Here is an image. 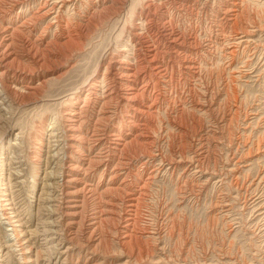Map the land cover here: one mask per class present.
<instances>
[{
	"label": "rangeland",
	"instance_id": "374dc122",
	"mask_svg": "<svg viewBox=\"0 0 264 264\" xmlns=\"http://www.w3.org/2000/svg\"><path fill=\"white\" fill-rule=\"evenodd\" d=\"M1 1L0 218L3 212L7 220L0 219L5 223L0 224V264H264V0H62L65 6L55 4L61 0ZM145 14L147 22L141 18ZM173 40L180 45L172 46ZM106 72L110 79L102 77ZM31 73V82L18 76ZM94 77L99 85L85 103ZM70 99L86 111H76L77 140L68 145V124L61 116ZM11 226L16 240L5 231Z\"/></svg>",
	"mask_w": 264,
	"mask_h": 264
},
{
	"label": "bare ground",
	"instance_id": "6f19581e",
	"mask_svg": "<svg viewBox=\"0 0 264 264\" xmlns=\"http://www.w3.org/2000/svg\"><path fill=\"white\" fill-rule=\"evenodd\" d=\"M2 1H3V0H2ZM2 1H1V2H2ZM16 1H17V0H16ZM16 1H13V2H16ZM48 1H49V0H48ZM55 1H57V0H55ZM111 1H113V0H111ZM121 1H122V0H121ZM164 1H165V0H164ZM171 1H173V0H171ZM181 1H182V0H181ZM196 1H197V0H196ZM206 1H207V0H206ZM219 1H220V0H219ZM239 1H242V0H239ZM239 1H238V2H239ZM27 2H28V1H27ZM44 2H45V1H44ZM44 2H43V3H44ZM50 2H52V1L50 0ZM99 2H100V1H99ZM102 2H104V0H103ZM115 2H116V1H115ZM115 2H114V3H115ZM118 2H119V1H118ZM124 2H126V1H124ZM146 2H147V1H146ZM159 2H160V1H159ZM166 2H168V1H166ZM173 2H174V1H173ZM228 2H229V1H228ZM29 3H30V2H29ZM39 3H40V2H39ZM53 3H54V2H53ZM68 3H69V2H68ZM68 3H67V4H68ZM73 3H74V2H73ZM104 3H105V2H104ZM110 3H111V2H110ZM121 3H122V2H121ZM148 3H149V2H148ZM150 3H151V2H150ZM155 3H156V2H155ZM155 3H154V4H155ZM169 3H171V2H169ZM236 3H237V2H236ZM240 3H241V2H240ZM12 4H13V3H12ZM20 4H21V3H20ZM55 4H56V5H57V4H60L59 6H63V5L65 4V2L61 0V1H58L57 3H55ZM69 4H70V3H69ZM95 4H96V3H95ZM119 4H120V2H119ZM124 4H125V3H124ZM160 4H161V3H160ZM162 4L164 5L163 2H162ZM2 5H3V4H2ZM2 5H1V6H2ZM51 5H52V4H51ZM114 5H115V4H114ZM147 5H148V4H147ZM156 5H157V4H156ZM180 5H183V3L180 4ZM180 5H179V6H180ZM217 5H218V4H217ZM244 5H245V4H244ZM38 6H39V5H38ZM42 6H44V4H43ZM64 6H65V5H64ZM67 6H68V5H67ZM73 6H74V5H73ZM97 6H98V5H97ZM116 6H118L117 3H116ZM121 6H122V5H121ZM154 6H155V5H154ZM167 6H168V5H167ZM203 6H204V5H203ZM2 7H3V6H2ZM40 7H41V6H40ZM45 7H47V6L45 5ZM57 7H58V6H57ZM90 7H91V6H90ZM102 7H103V6H102ZM122 7H123V6H122ZM143 7H144V6H143ZM148 7H149V5H148ZM148 7H147V8H148ZM157 7H158V6H157ZM164 7H165V6H164ZM181 7H182V6H181ZM216 7H218V6H216ZM231 7H232V6H231ZM243 7H244V6H243ZM245 7H246V6H245ZM117 8H118V7H117ZM117 8H116V9H117ZM119 8H120V7H119ZM149 8H150V7H149ZM151 8H152V6H151ZM154 8H155V7H154ZM184 8H185V7H184ZM187 8H188V7H187ZM190 8H191V7H190ZM0 9H1V8H0ZM4 9H5V8H4ZM48 9H50V8L48 7ZM48 9L46 8V10H48ZM51 9H52V8H51ZM55 9H58V8H55ZM103 9H104V8H103ZM144 9H145V8H144ZM155 9H156V8H155ZM155 9H154V10H155ZM195 9H196V8H195ZM226 9H227V8H226ZM228 9H229V8H228ZM230 9H231V8H230ZM239 9H240V8H239ZM244 9H246V8H244ZM38 10H40V8H39ZM52 10H54V8H53ZM52 10H51V11H52ZM58 10H59V9H58ZM92 10H93V9H92ZM95 10H96V9H95ZM95 10H94V12H95ZM157 10H158V9H157ZM157 10H156V11H157ZM159 10H160V9H159ZM185 10H186V9H185ZM193 10H194V9H193ZM214 10H215V9H214ZM237 10H238V9H237ZM241 10H242V9H241ZM3 11H4V10H3ZM35 11H36V10H35ZM49 11H50V10H49ZM54 11H55V10H54ZM60 11H61V8H60ZM96 11H97V10H96ZM178 11H179V10H178ZM188 11H189V10H188ZM216 11H217V10H216ZM223 11H224V10H223ZM223 11H221V12L223 13ZM242 11H243V10H242ZM41 12L44 13V14L47 13L45 10H44V11L41 10ZM41 12H40V13H41ZM102 12H103V11H102ZM104 12H106V11H104ZM180 12H181V11H180ZM183 12H185V11H183ZM226 12H227V11H226ZM228 12H229V11H228ZM239 12H240V11H239ZM239 12H238V13H239ZM247 12H248V11H247ZM247 12H246V13H247ZM98 13H99V11H98ZM107 13H108V12H107ZM149 13H150V12H149ZM149 13H148V14H149ZM154 13H155V12H154ZM238 13H236V14H238ZM244 13H245V11H244ZM244 13H242V15H243ZM249 13H250V12H249ZM249 13H248V14H249ZM262 13H263V12H262ZM0 14H1V13H0ZM47 14H48V13H47ZM55 14H56V13H55ZM60 14H61V13H60ZM91 14H92V13H91ZM164 14H165V13H164ZM214 14H215V13H214ZM224 14H225V13H224ZM228 14H229V13H228ZM236 14H235V15H236ZM24 15H25V14H24ZM32 15H33V14H32ZM32 15H31V18H32ZM172 15H173V14H172ZM242 15H241V16H242ZM244 15H246V14H244ZM18 16H19V15H18ZM29 16H30V15H29ZM29 16H28V17H29ZM37 16H38V15H35L36 19L39 18V17H37ZM59 16H60V15H59ZM90 16H91V15H90ZM157 16H158V15H157ZM215 16H217V15H215ZM222 16H223V15H222ZM222 16H221V17H222ZM237 16H238V15H236V17H237ZM41 17H42V16H41ZM52 17H53V16H52ZM52 17H50V20H51ZM54 17H55V16H54ZM57 17H58V16H57ZM99 17H100V16H99ZM162 17H163V16H162ZM162 17H161V18H162ZM243 17H244V16H243ZM243 17H241V18H243ZM246 17H247V16H246ZM246 17H245V18H246ZM251 17H252V16H251ZM16 18H17V17H16ZM31 18H29V20H32ZM46 18H47V17H46ZM86 18H87V17H86ZM91 18H92V17H91ZM138 18H139V17H138ZM141 18H143V20H144V21L146 20L145 22H147V21H149L150 16L147 15V14H145V15L141 16ZM226 18H227V17H226ZM231 18H232V17H231ZM237 18H238V17H237ZM239 18H240V17H239ZM241 18H240V19H241ZM248 18H250V16H249ZM248 18H247V19H248ZM259 18H260V17H259ZM39 19H40V18H39ZM58 19H59V18H58ZM60 19H61V18H60ZM60 19H59V20H60ZM87 19H88V18H87ZM169 19H170V18H169ZM240 19H238V20L240 21ZM50 20H49V21H50ZM55 20H56V19H55ZM84 20H85V19H84ZM152 20H153V18H152ZM167 20H168V19H167ZM172 20H174V19L172 18ZM172 20H171V22H172ZM223 20H224V19H223ZM225 20L228 22L227 19H225ZM232 20H233V19H232ZM235 20H236V19H235ZM235 20H234V21H235ZM259 20H260V19H259ZM24 21H25V20H24ZM47 21H48V20H47ZM53 21H54V20H53ZM53 21H52V22H53ZM91 21H92V20H91ZM158 21H159V20H158ZM161 21H162V20H161ZM230 21H231V20H230ZM234 21H232V22H234ZM239 21H238V22H239ZM244 21H245V19H244ZM250 21H251V20H250ZM252 21H253V20H252ZM25 22H28V20H26ZM30 22H31V21H30ZM52 22H51V23H52ZM59 22H60V21H59ZM66 22H67V21H66ZM165 22H168V21H165ZM165 22H164V23H165ZM221 22H222V21H221ZM223 22H224V21H223ZM236 22H237V21H236ZM254 22L256 23L257 21L254 20ZM254 22H252V24H253ZM47 23L49 24V22H47ZM86 23H87V22H86ZM143 23H144V22H143ZM150 23H151V21H150ZM153 23H154V22H153ZM169 23H170V20H169ZM213 23H214V22H213ZM217 23H218V22H217ZM225 23H226V22H225ZM234 23H235V22H234ZM234 23H233V24H234ZM240 23H241V22H240ZM247 23H248V22H246V24H247ZM249 23H251V22H249ZM258 23H259V21H258ZM53 24H54V23H53ZM60 24H61V23H60ZM62 24H63V23H62ZM64 24H65V23H64ZM174 24H175V22H174ZM219 24H220V23H219ZM237 24H238V23H237ZM260 24H261V23H260ZM260 24H259V25H260ZM25 25H26V24H25ZM67 25H68V24H67ZM67 25H66V26H67ZM77 25H78V24H77ZM85 25L87 26V24H85ZM90 25H91V24H90ZM143 25H145V24H143ZM149 25H150V24H149ZM156 25H157V24H156ZM162 25H163V24H162ZM164 25H165V24H164ZM164 25H163V26H164ZM171 25H172V24H171ZM175 25H176V24H175ZM175 25H174V26H175ZM224 25H225V24H224ZM229 25H230V24H229ZM235 25H236V24H235ZM238 25H239V24H238ZM240 25H241V24H240ZM262 25H263V24H262ZM262 25H260V26H261V27H264V26H262ZM58 26H59V23H58ZM61 26H62V25H61ZM61 26H60V27H61ZM66 26H64V27H66ZM82 26H83V25H82ZM138 26H140V25H138ZM147 26H148V25H147ZM163 26H162V27H163ZM230 26H231V25H230ZM244 26H245V24H244ZM251 26H252V25H251ZM253 26H254V24H253ZM260 26H259V27H260ZM9 27H11V26H9ZM16 27H18V25H17ZM16 27H15V28H16ZM45 27H46V26H45ZM47 27H48V25H47ZM50 27H51V26H50ZM84 27H85V26H84ZM148 27H149V26H148ZM175 27H176V26H175ZM221 27H222V26H221ZM232 27H233V26H232ZM238 27H240V26H238ZM247 27H248V26H247ZM259 27H258V28H259ZM2 28H3V26H2ZM62 28H63V27H62ZM67 28H68V27H67ZM67 28H66V29H67ZM86 28H87V27H86ZM157 28H158V27H157ZM165 28H166V27H165ZM169 28H170V27H169ZM169 28H168V29H169ZM226 28H227V27H226ZM236 28H237V27H236ZM240 28L242 29V27H240ZM244 28H245V27H244ZM244 28H243V29H244ZM33 29H34V28H33ZM46 29H47V28H46ZM136 29H137V28H136ZM143 29H144V28H143ZM143 29H141V30H143ZM162 29H163V28H162ZM233 29H234V28H233ZM238 29H239V28H237V29L235 30L236 33H237V31H239ZM248 29H249V28H248ZM248 29H247V30H248ZM261 29H263V28H261ZM2 30H5V29H2ZM6 30H7V29H6ZM12 30H13V29H12ZM19 30H20V29H19ZM19 30H18V31H19ZM153 30H154V29H153ZM156 30H157V29H156ZM172 30H173V29H172ZM175 30H176V29H175ZM182 30H183V29H182ZM228 30H230V29H228ZM245 30H246V29H245ZM254 30H255V29H254ZM14 31H16V30H14ZM14 31H12V32H14ZM22 31H23V30H22ZM57 31H58V30H57ZM59 31H60V30H59ZM71 31H72V30H71ZM133 31H134V30H133ZM135 31H136V30H135ZM146 31H147V30H146ZM151 31H152V30H151ZM166 31H167V30H166ZM179 31H180V29H179ZM183 31H184V30H183ZM183 31H182V32H183ZM222 31H223V30H222ZM233 31H234V30H233ZM235 31H234V32H235ZM240 31H241V30H240ZM240 31H239V32H240ZM0 32H1V31H0ZM61 32H62V31H61ZM69 32H70V31H69ZM154 32H155V31H154ZM173 32H174V31H173ZM189 32H190V31H189ZM189 32H188V33H189ZM219 32H220V31H219ZM242 32H243V31H242ZM4 33H5V32H4ZM17 33H18V32H17ZM17 33L14 32V34H17ZM23 33H24V32H23ZM39 33H40V32H39ZM39 33H38V34H39ZM55 33H56V32H55ZM65 33H66V32H65ZM67 33H68V30H67ZM67 33H66V34H67ZM137 33H138V32H137ZM139 33H140V31H139ZM141 33H142V32H141ZM145 33H146V32H145ZM151 33H152V32H151ZM162 33H163V32H162ZM162 33H161V34H162ZM174 33H175V32H174ZM220 33H222V32H220ZM230 33H231V32H230ZM244 33H245V32H244ZM246 33H250V32L248 31V32H246ZM10 34H12V33H10ZM10 34H9V35H10ZM14 34H13V35H14ZM38 34H37V35H38ZM42 34H43V33H42ZM42 34H41V35H42ZM66 34H65V35H66ZM134 34H135V33H134ZM190 34H191V33H190ZM228 34H229V33H228ZM228 34H227V35H228ZM239 34H240V33H239ZM251 34H252V33H251ZM13 35H12V36H13ZM41 35H39V36H41ZM136 35H137V34H136ZM140 35H141V34H140ZM153 35H154V34H153ZM158 35H159V34H158ZM163 35H164V34H163ZM165 35H166V34H165ZM165 35H164V36H165ZM179 35H180V34H179ZM184 35L186 36L185 33H184ZM223 35H224V34H223ZM232 35H233V33H232ZM235 35H236V34H235ZM242 35H243V34H242ZM12 36H11V37H12ZM14 36H15V35H14ZM39 36H38V37H39ZM72 36H73V35H72ZM72 36H70V37L72 38ZM147 36H149V35H147ZM188 36H189V34H188ZM229 36H230V34H229ZM18 37H19V36H18ZM38 37H37V38H38ZM65 37H66V36H65ZM68 37H69V36H68ZM68 37H67V38H68ZM177 37H178V36H177ZM182 37H183V36H182ZM192 37H193V36H192ZM221 37H223V36H221ZM226 37H227V36H226ZM235 37H237V36H235ZM248 37H249V36H248ZM3 38H4V37H3ZM12 38H13V37H12ZM164 38H165V37H164ZM172 38H173V37H172ZM186 38H187V37H186ZM189 38H190V37H189ZM193 38H194V40H195V37H193ZM224 38H225V37H224ZM230 38H231V37H230ZM230 38H229V39H230ZM233 38H234V36H233ZM1 39H2V37H1ZM10 39H11V38H10ZM30 39H31V38H30ZM35 39H36V38H35ZM72 39L74 40V38H72ZM139 39H140V37H139ZM158 39H159V38H158ZM183 39H185V38L183 37ZM191 39H192V38H191ZM227 39H228V37H227ZM238 39H240V38H238ZM249 39H251V38H249ZM19 40H20V39H19ZM26 40H27V39H26ZM140 40H141V39H140ZM142 40H143V39H142ZM145 40H146V39H145ZM150 40H151V39H150ZM167 40H168V39H167ZM186 40H187V39H186ZM222 40H224V39H222ZM246 40H247V39H246ZM29 41H30V40H28V42H29ZM32 41H33V40H32ZM32 41H31V42H32ZM53 41H54V40H53ZM143 41H144V40H143ZM160 41H161V40H160ZM168 41H169V40H168ZM173 41H174V40H173ZM192 41H193V40H192ZM228 41H229V40H228ZM237 41H238V40H237ZM240 41H241V40H240ZM248 41H249V40H248ZM1 42H2V41H1ZM26 42H27V41H26ZM33 42H34V41H33ZM42 42H43V41H42ZM45 42H46V41H45ZM47 42H48V41H47ZM71 42H72V41H71ZM135 42H136V41H135ZM151 42H152V40H151ZM151 42H150L149 44H151ZM180 42H181L180 40H179V42H178V41H176V42L174 41V43H176V44L173 43L172 46H176V47H177V46L180 45ZM185 42H186V41H185ZM189 42H190V41H189ZM224 42H225V41H224ZM224 42H223V43H224ZM229 42H230V41H229ZM233 42H234V41H233ZM245 42H246V41H245ZM245 42H244V43H245ZM48 43H49V42H48ZM165 43H166V42H165ZM255 43H256V42H255ZM4 44H5V43H4ZM40 44H41V43H40ZM53 44H54V43H53ZM131 44H132V43H131ZM144 44H145V43H144ZM146 44H147V43H146ZM194 44H195V43H194ZM224 44H225V43H224ZM227 44H228V43H227ZM34 45H36V44H34ZM34 45H33V46H34ZM44 45H45V44H44ZM44 45H43V46H44ZM163 45H164V44H163ZM182 45H183V44H182ZM192 45H193V44H192ZM222 45H223V44H222ZM225 45H226V44H225ZM22 46H23V45H22ZM31 46H32V45H31ZM33 46H32V47H33ZM48 46H49V45H48ZM48 46H47V47H48ZM133 46H134V45H133ZM141 46H142V45H141ZM157 46H158V45H157ZM172 46H171V48H172ZM188 46H189V45H188ZM193 46H194V45H193ZM244 46H246V45H244ZM249 46H250V45H249ZM23 47H24V46H23ZM23 47H22V48H23ZM36 47H37V46H36ZM38 47H39V45H38ZM47 47L45 46L44 48H47ZM51 47H52V46H51ZM139 47H140V46H139ZM149 47H150V46H149ZM169 47H170V45H169ZM191 47H192V46H191ZM227 47H228V46H227ZM7 48H8V47H7ZM39 48H40V47H39ZM133 48H135V47H133ZM145 48H146V47H145ZM152 48H153V47H152ZM171 48H170V49H171ZM185 48H187V47H185ZM245 48H246V47H245ZM4 49H5V47H4ZM28 49H29V48H28ZM34 49H35V48H34ZM36 49H37V48H36ZM49 49H51V48H48L47 50H49ZM141 49H142V47H141ZM143 49H144V47H143ZM147 49H151V48H147ZM162 49H163V48H162ZM236 49H237V48H236ZM32 50H33V49H32ZM37 50H39V49H37ZM37 50H36V51H37ZM45 50H46V49H45ZM47 50H46V51H47ZM167 50H168V49H167ZM167 50H166V51H167ZM231 50H232V49H231ZM234 50H235V49H234ZM239 50H240V49H239ZM2 51H3V49H2ZM46 51H45V52H46ZM49 51H51V50H49ZM156 51H157V48H156ZM158 51H159V50H158ZM175 51L177 52L178 50H175ZM192 51H193V50H192ZM207 51H210V50H207ZM225 51H226V50H225ZM225 51H224V52H225ZM232 51H233V50H232ZM232 51H231V52H232ZM243 51H244V49H243ZM259 51H260V50H259ZM5 52H6V51H5ZM26 52H27V51H26ZM41 52H43L42 49H41ZM45 52H43V53H45ZM142 52H143V51H142ZM144 52H145V51H144ZM144 52H143V53H144ZM149 52H150V51H149ZM164 52H165V51H164ZM164 52H163V53H164ZM176 52H175V53H176ZM200 52H201V51H200ZM210 52H211V51H210ZM231 52L228 51V53H230V54H231ZM251 52H252V51H251ZM262 52H263V51H262ZM2 53H4V52H2ZM9 53H10V52H9ZM28 53H29V52H28ZM30 53H31V52H30ZM36 53H39V51L36 52ZM53 53H54V52H53ZM127 53H128V52H127ZM138 53H139V52H138ZM158 53H160V52H158ZM161 53H162V51H161ZM163 53H162V55H163ZM178 53H179V52H178ZM184 53H185V51H184ZM190 53H191V52H190ZM225 53H226V52H225ZM232 53H233V52H232ZM253 53H254V51H253ZM7 54H8V53H7ZM26 54H27V53H26ZM31 54H32V53H31ZM40 54H41V53H40ZM40 54H39V55H40ZM45 54H46V53H45ZM120 54H121V53H120ZM152 54H153V53H152ZM156 54H157V53H156ZM156 54H155V55H156ZM164 54H165V53H164ZM169 54H170V53H169ZM234 54H235V53H234ZM0 55H1V54H0ZM5 55H6V54H5ZM9 55H11V54H9ZM35 55H37V54H35ZM139 55H140V54H139ZM139 55H138V56H139ZM141 55L143 56V54H141ZM160 55H161V54H160ZM162 55H161V56H162ZM190 55H191V54H190ZM223 55H224V53H223ZM228 55H229V54H228ZM253 55H254V54H253ZM16 56H17V55H16ZM32 56H33V55H32ZM40 56H41V55H40ZM40 56H39V57H40ZM42 56L46 57L47 54H46V56H45L44 54H43ZM132 56H133V54H132ZM146 56H147V55H146ZM186 56H187V55H186ZM2 57H3V56H2ZM26 57H27V56H26ZM37 57H38V56H37ZM117 57H118V56H117ZM152 57H153V56H152ZM152 57H151V58H152ZM155 57H156V56H155ZM167 57H168V56H167ZM231 57H232V56H231ZM9 58H10V57H9ZM33 58H34V57H33ZM51 58H52V57H51ZM51 58H50V60H51ZM119 58H120V57H119ZM140 58H141V57H140ZM140 58H139V60H140ZM156 58H158V57H156ZM182 58H183V57H182ZM192 58H193V57H192ZM6 59H7V58H6ZM6 59H4V60H6ZM10 59H13V58H10ZM35 59H36V58H35ZM44 59H45V58H44ZM47 59H48V58H47ZM136 59H138V58H136ZM158 59H159V58H158ZM171 59H172V58H171ZM184 59H185V56H184ZM190 59H191V58H190ZM32 60H33V59H32ZM38 60H39V58H38ZM38 60H36V62H37ZM57 60H58V59H57ZM121 60H122V59H121ZM121 60H120V61H121ZM123 60H124V59H123ZM163 60H164V59H163ZM172 60H173V59H172ZM176 60H177V59H175V61H176ZM179 60H180V59H179ZM179 60H178V61H179ZM187 60H188V58H187ZM193 60H194V59H193ZM30 61H31V60H30ZM34 61H35V60H34ZM52 61H53V60H52ZM58 61H59V60H58ZM124 61H125V60H124ZM126 61H127V60H126ZM136 61H137V60H136ZM140 61H142V60H140ZM140 61H139V62H140ZM149 61H150V59H149ZM228 61H229V60H228ZM228 61H227V62H228ZM44 62H45V61H44ZM46 62H47V61H46ZM55 62H57V61H56V57H55ZM134 62H135V61H134ZM147 62H148V61H147ZM167 62H168V61H167ZM230 62H231V61H230ZM34 63H35V62H34ZM50 63H51V62H50ZM58 63H60V62H58ZM107 63H108V62H107ZM127 63H128V62H127ZM177 63H178V62H177ZM228 63H229V62H228ZM3 64H4V63H3ZM3 64H2V65H3ZM5 64H6V62H5ZM8 64H9V63H8ZM12 64H13V63H12ZM36 64H38V62H37ZM47 64L49 65V63H47ZM51 64H52V63H51ZM53 64H54V63H53ZM109 64H111V61H110ZM130 64H131V63H130ZM133 64H134V63H133ZM192 64H193V63H192ZM34 65H35V64H34ZM39 65H40V64H39ZM134 65H135V64H134ZM143 65H144V64H143ZM146 65H147V63H146ZM151 65H152V64H151ZM151 65H150V66H151ZM186 65H187V64H186ZM5 66H6V65H5ZM37 66H38V65H37ZM107 66H108V65H107ZM112 66H113V65H112ZM112 66H111V68H112ZM117 66H118V65H117ZM119 66H120V65H119ZM141 66H142V65H141ZM192 66L195 67L194 65H192ZM33 67H35V66H33ZM135 67H136V66H135ZM138 67H140V65H139ZM144 67H145V66H144ZM144 67H143V68H144ZM153 67H154V66H153ZM153 67H152V68H153ZM156 67H157V66H156ZM166 67H167V66H166ZM189 67H190V65H189ZM189 67H187V68H189ZM8 68H9V67H8ZM35 68H36V67H35ZM41 68H43V67H41ZM127 68H128V67H127ZM163 68H165V67H163ZM163 68H162V69H163ZM179 68H180V67H179ZM195 68H196V67H195ZM31 69H32V68H31ZM120 69H121V68H120ZM122 69H123V68H122ZM132 69H133V68H132ZM136 69L139 70L138 68H136ZM148 69H149V68H148ZM174 69H175V68H174ZM177 69H178V68H177ZM177 69H176V70H177ZM193 69H194V68H193ZM197 69H198V68H197ZM21 70H22V69H21ZM29 70H30V69H29ZM108 70H109V69H108ZM115 70H116V69H115ZM128 70H129V69H128ZM137 70H136V71H137ZM165 70H166V69H165ZM165 70H164V71H165ZM172 70H173V69H172ZM178 70H179V69H178ZM2 71H3V70H2ZM26 71H27V70H26ZM32 71H33V70H32ZM117 71H118V69H117ZM136 71H134V72H136ZM146 71H147V70H146ZM173 71H174V70H173ZM181 71H182V70H181ZM195 71H196V70H195ZM27 72H28V71H27ZM115 72H116V71H115ZM118 72H119V71H118ZM118 72H117V73H118ZM120 72H121V71H120ZM120 72H119V73H120ZM130 72H131V71H130ZM134 72H133V73H134ZM139 72H140V71H139ZM150 72H151V71H150ZM155 72H156V71H154V73H155ZM119 73H118V74H119ZM127 73H128V72H127ZM148 73H149V72H148ZM180 73H181V72H180ZM189 73H190V72H189ZM193 73H194V72H193ZM193 73H192V74H193ZM198 73H199V72H198ZM198 73H197V74H198ZM1 74H3V73H0V77H2ZM110 74H111V73H110ZM114 74H116V73H114ZM124 74H126V73H124ZM124 74H123V75H124ZM129 74H130V73H129ZM199 74H200V73H199ZM34 75H35V74L31 73V75H29V76H26L25 74H24L23 76H20V75H18V76H19V78L22 77V80H25L26 82H31V81L33 80V78H34ZM126 75H127V74H126ZM134 75H136V73H134ZM134 75H133V76H134ZM149 75H150V74H149ZM171 75H172V73H171ZM187 75H188V74H187ZM190 75H191V74H190ZM105 76L108 77V79H110V77H109L110 75H108L107 72L102 74V77H105ZM119 76H120V75H119ZM119 76H118V77H119ZM121 76H122V75H121ZM128 76H129V75H128ZM158 76H159V75H157V77H158ZM167 76H168V75H167ZM199 76H200V75H199ZM157 77H156V79H157ZM123 78H124V77H123ZM131 78H132V77H131ZM134 78H135V77H134ZM165 78H166V77H165ZM170 78H171V77H170ZM159 79H160V78H159ZM161 79H162V78H161ZM167 79H168V78H167ZM106 80H107V79H106ZM113 80H114V78H113ZM131 80H132V79H131ZM137 80H138V79H137ZM151 80H152V79H151ZM165 80H166V79H165ZM165 80H164V81H165ZM169 80H170V79H169ZM20 81H21V80H20ZM111 81H112V80H111ZM117 81H118V80H117ZM132 81H133V80H132ZM143 81H144V80H143ZM147 81H148V79H147ZM153 81H154V79H153ZM156 81H157V80H156ZM156 81H155V82H156ZM162 81H163V80H162ZM98 82H99L98 77H94V79H90V81L88 82V87L86 88L87 96H86L85 98L82 99L83 102L86 103V101H87L88 99L90 100L91 95L95 93L96 88H97V86L99 85ZM108 82H109V81H108ZM112 82H113V81H112ZM114 82H115V81H114ZM118 82H119V81H118ZM123 82H124V81H123ZM134 82H135V81H134ZM1 83H2L3 85H5V82L0 78V84H1ZM106 83H107V82H106ZM106 83H105V84H106ZM116 83H117V82H116ZM125 83H126V81H125ZM125 83H124V84H125ZM127 83H128V81H127ZM152 83H154V82H152ZM157 83H158V81H157ZM114 84H115V83H114ZM132 84H133V83H132ZM140 84H142V83H140ZM143 84H144V83H143ZM110 85H111V84H110ZM120 85H121V84H120ZM126 85H127V84H126ZM27 86H28V85H27ZM34 86H35V85H34ZM105 86H106V85H105ZM107 86H108V85H107ZM115 86H116V85H115ZM146 86H147V85H146ZM153 86H154V85H153ZM21 87H22V86H21ZM119 87H120V86H119ZM119 87H117V89H118ZM127 87H128V89H129V85H128ZM131 87H132V86H130V88H131ZM139 87H140V86H139ZM139 87H138V88H139ZM3 88H5V87H3ZM8 88H9V87H8ZM31 88H32V87H31ZM107 88H108V87H107ZM120 88H122V87H120ZM143 88H144V87H143ZM156 88H157V87H156ZM22 89H23V88H22ZM34 89H35V88H34ZM112 89H113V88H111L110 90H112ZM114 89H115V88H114ZM152 89H153V88H152ZM2 90H4V89H2ZM26 90H27V89H26ZM122 90H123V89H122ZM133 90H134V89H133ZM142 90L144 91V89H142ZM142 90H141V91H142ZM155 90H156V89H155ZM10 91H11V90H10ZM32 91H33V90H32ZM35 91H36V90H35ZM106 91H107V90H106ZM130 91H131V90H130ZM127 92H128V91H127ZM137 92H138V91H137ZM4 93H6L5 90H4ZM9 93H11V92H9ZM9 93H8V94H9ZM12 93H13V92H12ZM106 93H107V92H106ZM129 93H130V92H129ZM135 93H136V92H135ZM147 93H148V92H146V94H147ZM152 93H153V92H152ZM79 94H80V93H79ZM118 94H120V93L118 92ZM140 94H142V93H140ZM6 95H7V93H6ZM105 95H106V94H105ZM112 95H113V94H112ZM150 95H151V94H150ZM92 96H93V95H92ZM96 96H97V94H96ZM116 96H117V95H116ZM125 96H126V95H125ZM125 96H122V97H125ZM127 96H128V95H127ZM131 96H132V95H131ZM142 96H143V95H141V97H142ZM146 96H147V95H146ZM77 97H78V96H77ZM113 97H114V96H113ZM128 97H130V96H128ZM147 97H148V96H147ZM69 98H70V97H68L67 100H69ZM73 98H74V96H73ZM111 98H112V97H111ZM115 98H116V97H115ZM137 98H138V97H137ZM142 98H143V97H142ZM106 99H107V98H106ZM117 99H118V98H117ZM139 99H140V97H139ZM152 99H153V97H152ZM107 100H108V99H107ZM109 100H110V98H109ZM118 100H119V99H118ZM118 100H117V101H118ZM127 100H128V99H127ZM141 100H142V99H141ZM213 100H214V99H213ZM71 101H72V99H70V101H67V102H66V107L63 109V110H64V111H63V114H62L63 116H61V117H64L63 119L67 120V124H68V125H67V126H68L67 129L64 128V131H65V133H66L65 135L68 136V137H67V138H68V141H70V142L66 143V144H68V145H69V143L74 142V141H75V138H76L74 134H75V132L77 131V130H76V128H77V126H76V125H77V121H76L75 119H73L74 116L77 115V114H76V111H77V110H80V111H81V110H83V109H84V111H86L84 105H83L82 107H76L77 99H76L75 102H73L74 104H73ZM105 101H106V100H105ZM105 101H103V102H105ZM135 101H136V100H135ZM149 101H150V100H149ZM153 101H154V100H152V102H153ZM156 101H157V100H156ZM210 101H211V100H210ZM120 102H121V101H120ZM123 102H124V101H123ZM140 102H141V101H140ZM208 102H209V101H208ZM211 102H212V101H211ZM87 103H88V102H87ZM105 103H106V102H105ZM153 103H154V102H153ZM198 103H199V102H198ZM200 103H202V102H200ZM108 104H109V103H108ZM113 104H114V102H113ZM121 104H122V103H121ZM121 104H120V105H121ZM129 104H130V103H129ZM150 104H151V102H150ZM202 104H204V103H202ZM205 104H206V103H205ZM86 105H87V104H86ZM102 105H103V104H102ZM102 105H101V108L104 106V105H103V106H102ZM105 105H106V104H105ZM109 105H111V103H110ZM109 105H108V106H109ZM114 105H115V104H114ZM117 105H118V104H117ZM130 105H131V104H130ZM144 105H146V104H144ZM148 105H149V104H148ZM151 105H153V104H151ZM199 105H200V104H199ZM210 105H211V103H210ZM80 106H81V105H80ZM108 106H107V107H108ZM114 107H116V106H114ZM149 107H150V106H149ZM151 107H152V106H151ZM101 108H100V110H101ZM108 108H110V106H109ZM108 108H107V109H108ZM134 108H135V107H134ZM144 109H145V108H144ZM146 109H147V108H146ZM151 109H152V108H151ZM207 109H208V108H207ZM110 110H111V109H108V111H110ZM120 110H121V109H120ZM122 110H123V109H122ZM122 110H121V111H122ZM141 110H142V109H141ZM147 110H148V109H147ZM208 110H209V109H208ZM208 110H207V111H208ZM212 110H213V109H211V111H212ZM101 111H103V109H102ZM101 111H100V112H101ZM116 111H117V110H116ZM145 111H146V110H145ZM145 111H143V112H145ZM78 112H79V111H78ZM104 112H105V111H104ZM209 112H210V111H209ZM213 112H214V111H213ZM83 113H84V112H83ZM85 113H86V112H85ZM111 113H113V112H111ZM139 113H140V112H139ZM141 113H142V112H141ZM148 113H149V112H148ZM102 114H103V113H102ZM109 114H110V112H109ZM132 114H133V113H132ZM145 114H146V113H145ZM81 115H82V114H81ZM99 115H100V114H99ZM141 115H142V114H141ZM220 115H221V114H220ZM223 115H224V114H223ZM223 115H222V116H223ZM228 115H229V114H228ZM78 116H79V114H78ZM128 116H130V115H128ZM139 116H140V115H139ZM231 116H232V115H231ZM231 116H230V117H231ZM79 117H81V116H79ZM99 117H101V115H100ZM102 117H104V116L102 115ZM146 117H147V115H146ZM217 117H218V116H217ZM217 117H216V118H217ZM226 117H227V116H226ZM54 118H55V117H54ZM77 118H78V117H77ZM97 118H98V117H97ZM106 118H107V117H106ZM106 118H105V119H106ZM109 118H110V117H108V119H109ZM142 118H143V117H142ZM216 118H215V119H216ZM222 118H223V117H222ZM228 118H229V117H228ZM58 119H60V118H58ZM80 119H81V118H80ZM138 119H139V118H138ZM60 120H61V119H60ZM78 120H79V119H78ZM82 120H83V119H82ZM61 121H62V120H61ZM139 121H140V120H139ZM147 121H148V120H147ZM185 121H186V119H185ZM218 121H219V120H217V122H218ZM58 122H59V121H58ZM64 122H65V121H64ZM64 122H63V123H64ZM78 122H79V121H78ZM80 122H81V121H80ZM84 122H85V121L83 120V123H84ZM133 122H134V121H133ZM221 122H222V121H221ZM122 123H123V122H122ZM129 123H130V122H129ZM135 123H136V122H135ZM144 123H145V122H144ZM146 123H147V122H146ZM146 123H145V124H146ZM185 123H186V122H185ZM224 123H225V122H224ZM60 124H62V123H59V125H60ZM78 124H79V123H78ZM81 124H82V123H81ZM123 124H126V123H123ZM142 124H143V123H142ZM219 124H220V123H219ZM221 124H222V123H221ZM56 125H58V124H56ZM59 125H58V126H59ZM63 125H64V124H63ZM82 125H83V124H82ZM126 125H127V124H126ZM139 125H140V124H139ZM139 125H136V126H139ZM151 125H152V124H151ZM191 125H192V124H191ZM61 126H62V125H61ZM136 126H135V127H136ZM143 126H144V125H143ZM149 126H150V125H149ZM149 126H148V128H147V127H146V128L149 129V128H150ZM53 127H54V126H53ZM62 127H63V126H62ZM79 127H81V126H79ZM140 127H141V126H140ZM56 128H57V127H56ZM141 128H142V127H141ZM60 129H61V128H60ZM62 129H63V128H62ZM78 129H79V128H78ZM114 129H115V128H114ZM126 129H127V127H126ZM144 129H145V128H144ZM54 130H55V128H53V130H51V131L53 132ZM56 130H57V129H56ZM124 130H125V129H124ZM124 130H123V131H124ZM127 130H128V129H127ZM150 130H151V129H150ZM116 131H117V130H116ZM141 131H142V130H141ZM146 131H148V130H146ZM153 131H154V130H153ZM52 132H50V134H51ZM61 132H62V130H61ZM86 132H87V130H86ZM149 132H151V131H149ZM154 132H155V131H154ZM53 133H55V132H53ZM62 133H63V132H62ZM80 133H81V132H80ZM139 133H141V132H138V133H136V134H139ZM142 133H143V132H142ZM145 133H146V132H145ZM151 133H152V132H151ZM17 134H18V133H16V135H17ZM50 134H49V135H50ZM63 134H64V133H63ZM63 134H62V135H63ZM88 134H89V133H88ZM92 134H94V133H92ZM113 134H114V133H113ZM116 134H117V133H116ZM118 134H119V133H118ZM118 134H117V135H118ZM133 134H134V133H133ZM143 134H144V133H143ZM52 135H53V134H52ZM80 135H81V134H80ZM82 135H83V134H82ZM82 135H81V136H82ZM85 135H86V134H85ZM89 135H90V134H89ZM95 135H96V134H95ZM140 135H141V134H140ZM148 135H149V134H148ZM212 135H213V134H212ZM76 136H77V134H76ZM81 136H80V138H81ZM91 136H92V135H91ZM93 136H94V135H93ZM135 136H136V135H135ZM141 136H142V135H141ZM143 136H144V135H143ZM214 136H215V135H214ZM214 136H213V137H214ZM40 137H41V136H40ZM42 137H43V136H42ZM78 137H79V136H78ZM87 137L89 138V136H87ZM116 137L118 138V136H116ZM132 137H133V136H132ZM58 138H59V137H58ZM58 138H57V139H58ZM61 138H62V137H61ZM65 138H66V137H65ZM80 138H79V139H80ZM88 138H87V139H88ZM122 138H124V137H122ZM129 138H130V137H129ZM134 138L136 139V137H134ZM137 138H138V137H137ZM139 138H141V137L139 136ZM215 138H216V137H215ZM218 138H219V137H218ZM81 139H82V138H81ZM87 139H83V140H87ZM94 139H95V137H94ZM99 139H100V138H99ZM99 139H98V140H99ZM106 139H107V138H106ZM124 139H125V138H124ZM130 139H131V138H130ZM146 139H147V138H146ZM41 140H42V138H41ZM51 140H52V139H51ZM53 140H54V138H53ZM60 140H61V139H60ZM76 140H77V138H76ZM83 140H81V141L83 142ZM96 140H97V139H95V142H96ZM136 140H137V139H136ZM147 140H149V139H147ZM49 141H50V140H49ZM63 141H64V140H63ZM78 141H79V140H78ZM92 141H93V140H92ZM106 141H107V140H106ZM106 141H105V143H106ZM140 141H141V140H140ZM37 142H38V141H37ZM50 142H51V141H50ZM59 142H61V141H59ZM86 142H87V141H86ZM88 142H89V141H88ZM109 142H110V141H109ZM111 142H112V141H111ZM127 142H128V141H127ZM138 142H139V141H138ZM146 142H147V141H146ZM41 143H42V142H41ZM76 143H77V142H76ZM80 143H81V142H80ZM148 143L150 144L151 142H148ZM49 144H50V143H49ZM55 144H56V143H55ZM55 144H54V145L52 144V145L55 147ZM58 144H59V143H58ZM64 144H65V143H64ZM93 144H94V143H93ZM111 144H112V143H111ZM140 144H143V141H142V143H140ZM41 145H42V144H40V146H41ZM50 145H51V144H50ZM91 145H92V144H91ZM105 145H106V144H105ZM108 145H109V144H108ZM113 145H114V144H113ZM122 145H123V144H122ZM126 145H127V144H126ZM53 146H52V147H53ZM62 146H63V145H62ZM62 146H61V148H62ZM70 146H71V145H70ZM70 146H69V148H71ZM97 146H98V145H97ZM102 146H103V145H102ZM109 146H110V145H109ZM120 146H121V145H120ZM143 146H146V145H143ZM52 147H51V148H52ZM64 147H65V146H64ZM74 147H75V146H74ZM87 147H88V145H87ZM93 147H94V146H93ZM111 147H112V146H111ZM111 147H110V148H111ZM133 147H134V146H133ZM67 148H68V147H67ZM95 148H96V147H95ZM115 148H117V147H115ZM118 148H119V147H118ZM121 148H123V147H121ZM128 148H129V147H128ZM145 148H146V147H145ZM37 149H38V148H37ZM62 149H63V148H62ZM62 149H61V150H62ZM64 149H65L66 158H67V159L70 158V155H69L68 150H67L66 148H64ZM64 149H63V150H64ZM77 149H78V148H77ZM105 149L108 150V147L105 148ZM113 149H114V148H113ZM123 149H124V148H123ZM147 149H148V148H147ZM149 149H150V148H149ZM57 150H59V149H57ZM63 150H62V151H63ZM75 150H76V149H75ZM38 151H39V150H38ZM53 151H54V150H53ZM78 151H79V150H78ZM117 151H118V150H117ZM148 151H149V150H148ZM49 152H50V151H49ZM59 152H60V151H59ZM59 152H58V153H59ZM79 152H80V151H79ZM81 152H82V151H81ZM83 152H84V151H83ZM102 152H103V151H102ZM106 152H107V151H106ZM140 152H141V151H140ZM143 152H144V151H143ZM145 152H146V151H145ZM235 152H236V151H235ZM36 153H37V152H36ZM54 153H55V151L53 152V154H54ZM60 153H61V152H60ZM77 153H78V152H77ZM98 153H99V152H98ZM107 153H108V152H107ZM112 153H113V152H112ZM37 154H38V153H37ZM50 154H52V153H50ZM87 154H88V153H87ZM87 154H86V155H87ZM109 154H110V153H109ZM121 154H122V153H121ZM196 154H198V153H196ZM54 155H57V154L55 153ZM71 155H72V154H71ZM82 155H83V154H82ZM97 155H98V154H97ZM115 155H116V154H115ZM147 155H149V154H147ZM194 155H195V154H194ZM194 155H193V156H194ZM199 155H200V154H199ZM35 156H36V155H35ZM58 156H59V155H58ZM104 156H105V155H104ZM233 156H234V155H233ZM233 156H231V157H233ZM52 157H53V156H52ZM83 157H84V156H83ZM88 157H89V156H88ZM111 157H112V156H111ZM114 157H115V156H114ZM202 157H203V156H202ZM244 157H245V156H244ZM57 158H58V157H57ZM60 158H61V160H62V157H61V156H60ZM60 158H59V159H60ZM63 158H64V157H63ZM71 158H72V157H71ZM99 158H100V157H99ZM103 158H104V157H103ZM112 158H113V157H112ZM193 158H194V157H193ZM233 158H234V157H233ZM240 158H241V157H240ZM48 159H50V158H48ZM59 159H58V160H59ZM86 159H87V158H86ZM93 159H94V158H93ZM93 159H92V160H93ZM104 159H105V158H104ZM104 159H103V160H104ZM115 159H116V158H115ZM118 159H119V158H118ZM238 159H239V158H238ZM238 159H237V160H238ZM50 160H51V159H50ZM64 160H65V159H64ZM64 160H63V161H64ZM88 160H89V159H88ZM90 160H91V158H90ZM103 160H102V161H103ZM235 160H236V159H235ZM240 160H241V159H240ZM242 160H243V159H242ZM105 161H106V160H105ZM176 161H177V160H176ZM197 161H198V160H197ZM201 161H202V160H201ZM204 161H205V160H204ZM98 162H101L100 159H99ZM117 162H118V161H117ZM234 162H235V161H234ZM46 163H47V161H46ZM55 163H56V162H55ZM59 163H60V162H59ZM63 163H64V162H63ZM63 163L61 162L62 165H63ZM105 163H106V162H105ZM119 163H120V162H119ZM142 163H143V162H142ZM198 163H199V162H198ZM202 163H203V162H202ZM53 164H54V163H53ZM86 164H90V163L88 162V163H86ZM123 164H124V162H123ZM125 164H126V162H125ZM195 164H196V163H195ZM69 165H70V164H69ZM74 165H75V164H74ZM116 165H117V164H116ZM116 165L114 164L113 166L117 168L118 166H116ZM121 165H122V163H121ZM121 165H119V166H120V167H123V166H121ZM142 165H143V164H142ZM192 165H193V164H192ZM67 166H68V165H67ZM71 166H72V165H71ZM77 166H78V165H77ZM77 166H75V167L77 168ZM104 166H105V165H104ZM106 166H107V165H106ZM198 166H199V165H198ZM202 166H203V165H202ZM202 166H201V167H202ZM234 166H235V168H236V164H235ZM237 166H238V164H237ZM75 167H74V168H75ZM79 167H80V166H79ZM232 167H233V166H232ZM71 168H72V167H71ZM80 168H81V167H80ZM91 168H92V167H91ZM174 168H175V167H174ZM199 168H200V167H199ZM199 168H198V169H199ZM77 169H78V168H77ZM77 169H76V170H77ZM112 169H113V167H112ZM120 169H121V168H120ZM194 169H195V168H194ZM200 169H201V168H200ZM230 169H231V168H230ZM232 169H234V168H232ZM55 170H56V168H55ZM57 171H59V170L57 169ZM102 171H103V170H102ZM116 171H117V170H116ZM118 171H119V170H118ZM195 171H196V170H195ZM45 172H46V171H45ZM52 172H53V171H52ZM73 172H74V171H73ZM46 173H50V172H46ZM46 173H45V174H46ZM66 173H67V171H66ZM119 173H120V171H119ZM128 173H129V172H128ZM16 174H17V172H16ZM59 174H60V173H59ZM59 174H58V176H59ZM112 174H113V173H112ZM115 174L117 175V173H115ZM13 175H14V174H13ZM48 175H50V174H48ZM48 175H47V177H48ZM52 175H53V174H52ZM56 175H57V174H56ZM110 175H111V174H110ZM116 175H115V176H116ZM16 176H17V175H16ZM58 176H57V177H58ZM126 176H127V175H126ZM53 177H54V176H53ZM74 177H75V176H74ZM80 177H81V176H80ZM92 177H93V176H92ZM111 177H113V175H112ZM120 177H121V176H120ZM120 177H119V178H120ZM49 178H50V177H49ZM100 178H101V177H100ZM15 179H16V178H15ZM47 179H48V178H47ZM81 179H82V178H81ZM128 179H129V178H128ZM53 180H54V178H53ZM66 180H67V179H66ZM71 180H72V179H71ZM71 180H70V181H71ZM126 180H127V179H126ZM232 180H234V179H232ZM232 180L230 181V183L232 182ZM16 181H17V180H16ZM75 181H76V180H75ZM88 181H89V180H88ZM113 181H114V179H113ZM120 181H121V180H120ZM242 181H243V180H242ZM245 181H246V180H245ZM245 181H244V182H245ZM13 182H14V181H13ZM143 182H145V181H143ZM238 182H239V180H238ZM16 183H17V182H16ZM47 183H48V182H47ZM47 183H46V185H47ZM52 183H53V182H52ZM67 183H68V182H67ZM83 183H85V181H84ZM124 183H125V182H124ZM236 183H237V182H236ZM48 184H49V183H48ZM62 184H63V182H62ZM72 184H74V183H72ZM117 184H118V183H117ZM143 184H144V183H142L141 185H143ZM145 184H146V182H145ZM231 184H232V183H231ZM11 185H12V183H11ZM18 185H19V184H18ZM64 185H65V183H64ZM67 185H68V184H67ZM87 185H88V184H87ZM87 185H86V186H87ZM97 185H98V184H97ZM118 185H119V184H118ZM126 185H127V184H126ZM235 185H236V184H235ZM13 186H14V185H13ZM15 186H16V185H15ZM56 186H57V185H56ZM82 186H84V185H82ZM82 186H81V187H82ZM131 186H132V185H131ZM133 186H134V185H133ZM137 186H139V184H137ZM144 186H146V185H144ZM243 186H244V185H243ZM101 187H103V186H101ZM114 187H115V186H114ZM122 187H123V186H122ZM128 187H129V186H128ZM140 187H141V186H140ZM247 187H248V185H247ZM261 187H262V186H261ZM79 188H80V187H79ZM91 188H92V187H91ZM106 188H107V186H106ZM112 188H113V187H112ZM118 188H119V187H118ZM138 188H139V187H138ZM145 188H146V187H145ZM240 188H241V187H240ZM63 189H65V188H63ZM73 189H74V188H73ZM83 189H84V187H83ZM92 189H93V188H92ZM103 189L105 190V188H103ZM119 189H121V188H119ZM124 189H125V188H124ZM142 189H143V187H142ZM55 190H56V188H55ZM57 190H58V189H57ZM60 190H61V189H60ZM78 190H79V189H78ZM108 190H109V189H108ZM192 190H193V189H192ZM253 190H254V189H253ZM260 190H261V189H260ZM263 190H264V189H263ZM61 191H62V190H61ZM61 191H60V192H61ZM63 191H64V190H63ZM71 191H72V190H71ZM79 191H80V190H79ZM79 191H78V192H79ZM87 191H88V190H87ZM90 191H91V190H90ZM109 191L111 192V189H110ZM138 191H139V190H138ZM141 191H142V190H141ZM258 191H259V190H258ZM53 192H54V191H53ZM58 192H59V191H57V193H58ZM60 192H59V194H60ZM65 192H66V191H65ZM74 192H75V191H74ZM96 192H97V191H96ZM112 192H114V191H112ZM128 192H129V191H128ZM142 192H143V191H142ZM222 192H223V191H222ZM256 192H257V191H256ZM256 192H255V193H256ZM44 193H45V192H44ZM47 193H48V191H47ZM61 193H62V192H61ZM69 193H70V192H69ZM71 193L73 194V191H72ZM75 193H76V192H75ZM84 193H86V191H85ZM84 193H83V194H84ZM94 193H95V192H94ZM94 193H93V194H94ZM102 193H103V190H102ZM102 193H101V194H102ZM115 193H116V192H115ZM129 193H130V192H129ZM143 193H145V191H144ZM143 193H142V194H143ZM62 194H63V193H62ZM66 194H67V193H66ZM95 194H97V193H95ZM106 194H107V191H106ZM108 194H109V192H108ZM113 194H114V193H113ZM119 194H120V193H119ZM124 194H125V193H124ZM134 194H135V193H134ZM134 194H133V195H134ZM252 194H253V192H252ZM261 194H262V193H261ZM2 195H3V196H6V195H7V192H6V191L3 192ZM64 195H65V194H64ZM90 195H91V194H90ZM99 195H100V194H99ZM99 195H98V196H99ZM138 195H139V194H138ZM144 195H145V194H144ZM221 195H222V193H221ZM224 195L226 196V194H224ZM263 195H264V194H263ZM58 196H59V195H58ZM58 196H57V197H58ZM60 196H61V195H60ZM85 196H86V194H85ZM85 196H84V197H85ZM93 196H94V195H93ZM100 196H101V195H100ZM251 196H252V195H251ZM257 196H258V195H257ZM55 197H56V196H55ZM87 197H88V195H87ZM95 197H96V195H95ZM121 197H122V195H121ZM62 198H63V197H62ZM64 198H65V197H64ZM85 198H86V197H85ZM85 198H84V199H85ZM88 198H89V197H88ZM102 198H103V197H102ZM119 198H120V197H118L117 199H119ZM137 198H138V196H137ZM140 198H141V197H140ZM251 198H252V197H251ZM2 199H3V198H2ZM75 199H76V198H75ZM99 199H100V198H99ZM99 199H97V200H99ZM110 199H111V198H110ZM115 199H116V198H115ZM129 199H130V198H129ZM138 199H139V198H138ZM61 200H62V199H61ZM61 200H60V201H61ZM71 200H72V199H71ZM78 200H79V199H78ZM94 200H95V199H94ZM102 200H103V199H102ZM132 200H133V199H130V200H129V201H131V203L128 205V206H130V207H133V206H134V205H133L134 203H132ZM136 200H137V199H136ZM215 200H216V199H215ZM262 200H263V199H262ZM63 201H64V200H63ZM83 201H84V200H83ZM109 201H110V200H109ZM109 201H108V202H109ZM114 201H116V200H114ZM138 201H139V200H138ZM138 201H137V202H138ZM218 201H221V200H218ZM218 201H217V202H218ZM245 201H246V200H245ZM251 201H252V200H251ZM80 202H81V201H80ZM84 202H87L86 199H85ZM84 202H82V203H84ZM95 202H96V201H95ZM127 202H128V201H127ZM133 202H134V201H133ZM140 202H141V201H140ZM248 202H249V200H248ZM105 203H106V201H105ZM109 203H110V202H109ZM112 203H113V202H112ZM114 203H115V202H114ZM221 203H222V201H221ZM221 203H220V205H221ZM226 203H227V202H226ZM226 203L224 202V204H226ZM254 203H255V202H254ZM263 203H264V202H263ZM97 204H99V202H98ZM110 204H111V203H110ZM117 204L120 205L119 202H118V203L116 202V205H117ZM139 204H140V203H139ZM224 204H223V205H224ZM243 204H244V203H243ZM67 205H68V204H67ZM67 205H66V206H67ZM73 205H74V204H73ZM73 205H72V206H73ZM121 205H123V203H122ZM137 205H138V203H137ZM248 205H249V204H248ZM251 205H252V204H251ZM251 205H250V206H251ZM262 205H263V204H262ZM75 206H76V205H75ZM111 206H112V205H111ZM111 206H110V207H111ZM253 206H254V205H253ZM258 206H260V205L258 204ZM106 207H107V206H106ZM121 207H122V206H121ZM123 207H124V206H123ZM136 207H137V206H136ZM136 207H134V210H135ZM248 207H249V206H248ZM261 207H262V206H261ZM85 208H86V206L84 207V205H83V208H82V209H85ZM100 208H101V207H100ZM114 208H115V207H114ZM227 208H228V207H227ZM244 208H245V207H244ZM262 208H263V207H262ZM104 209H105V208H104ZM109 209H110V208H109ZM111 209H112V208H111ZM121 209H122V208H121ZM124 209H125V208H124ZM220 209H221V208H220ZM228 209H229V208H228ZM255 209H257V207H256ZM255 209H254V210H255ZM95 210H96V209H95ZM97 210H98V209H97ZM136 210H137V208H136ZM52 211H53V209H52ZM64 211H65V210H64ZM81 211H82V210H81ZM81 211H80V212H81ZM93 211H94V210H93ZM93 211H92V212H93ZM98 211H100V210H98ZM101 211H103V209H102ZM104 211H106V210H104ZM107 211H108V210H107ZM112 211H113V210H112ZM114 211H115V210H114ZM117 211H120V210H118V208H117ZM117 211H116V212H117ZM132 211H133V210H132ZM251 211H252V210H251ZM53 212H54V211H53ZM72 212L74 213V211H72ZM76 212H77V211H76ZM76 212H75V213H76ZM78 212H79V211H78ZM78 212H77V213H78ZM82 212H85V210L82 211ZM94 212H95V211H94ZM252 212H253V211H252ZM252 212H251V213H252ZM257 212H258V211H257ZM261 212H262V211H261ZM63 213H64V212H63ZM73 213H72V214H73ZM75 213H74V214H75ZM100 213H101V212H100ZM110 213H111V212H110ZM133 213H136V212H133ZM133 213H131V214H133ZM66 214H67V212H66ZM81 214H82V213H81ZM81 214H79V215H81ZM89 214H90V213H89ZM116 214H118V213H116ZM82 215H83V214H82ZM82 215H81V216H82ZM94 215H95V214H94ZM112 215H113V214H112ZM119 215H122V214H120V212H119ZM134 215H136V214H134ZM255 215H256V214H255ZM262 215H263V214H262ZM1 216H2V217H1L0 219H4V220H5V219L7 218L3 212L1 213ZM83 216H84V215H83ZM83 216H82V218H83ZM97 216H99V215H97ZM103 216H104V215H103ZM108 216H109V215H108ZM115 216H116V215H115ZM115 216H114V217H115ZM94 217H95V216H94ZM125 217H126V216H125ZM128 217H129V216H128ZM134 217H135V216H134ZM82 218H81V219H82ZM99 218H100V217H99ZM116 218H117V217H116ZM122 218H123V217H122ZM97 219H98V218H97ZM120 219H121V218H119V220H120ZM136 219H137V218H136ZM6 220H7V219H6ZM82 220H83V219H82ZM98 220H99V219H98ZM110 220H111V219H110ZM112 220H113V219H112ZM115 220H116V219H115ZM122 220H123V219H122ZM134 220H135V219H134ZM259 220H260V219H259ZM50 221H51V220H50ZM55 221H56V220H55ZM83 221H84V220H83ZM93 221H96V219L93 220ZM127 221H128V220H127ZM132 221H133V220H132ZM136 221H137V220H136ZM262 221H263V220H262ZM71 222H73V221L71 220ZM71 222H70V223H71ZM76 222H77V221H76ZM113 222H114V220H113ZM117 222H118V221H117ZM124 222H125V221H124ZM57 223H58V222H57ZM57 223H56V224H57ZM102 223H103V222H102ZM130 223H131V222H130ZM133 223H134V221H133ZM135 223H136V222H135ZM135 223H134V224H135ZM0 224H5V223H4L3 221L0 220ZM47 224H48V223H47ZM50 224H53V223H50ZM90 224H91V222H90ZM99 224H100V223H99ZM107 224H108V223H107ZM109 224H110V223H109ZM111 224H112V223H111ZM113 224H115V223H113ZM125 224H128V223H125ZM262 224H263V223H262ZM101 225H104V226H105V224H101ZM115 225H118V224H115ZM263 225H264V224H263ZM118 226H119V225H118ZM118 226H117V227H118ZM134 226H135V225H134ZM256 226H257V225H256ZM258 226H260V225H258ZM103 228H104V227H103ZM113 228H115V227H113ZM132 228H133V226H132ZM260 228H261V227H260ZM260 228H259V229H260ZM262 228H263V227H262ZM94 229H95V228H94ZM97 229H98V228H97ZM128 229H130V228H128ZM15 230H16V229L13 228V226H11L10 228L5 229V231H7V232H8V231H11L10 234L7 233V236H9V237H8L9 240H10L11 238L13 239V237H14V239L16 238ZM88 230H89V229H88ZM134 230H135V229H134ZM142 230H143V229H142ZM257 230H258V229H257ZM262 230H263V229H262ZM55 231H56V230H55ZM91 231H92V229H91ZM128 231H129V230H128ZM114 232H115V231H114ZM116 232H118V231H116ZM126 232H127V231H125L124 233H126ZM105 233H106V232H105ZM119 233H120V232H119ZM50 234H51V233H50ZM89 234H90V233H89ZM116 234H117V233H116ZM130 234H131V233H130ZM133 234H134V233H133ZM136 234H137V233H136ZM114 235H115V233H114ZM146 235H147V233H146ZM149 235H150V234H149ZM5 236H6V235H5ZM7 236H6L5 238H7ZM115 236H116V235H115ZM121 236H122V235H121ZM123 236H124V235H123ZM127 236H128V235H127ZM129 237H130V236H129ZM137 237H138V236H137ZM120 238H121V237H119V239H120ZM125 238H126V237H125ZM122 239H124V238H122ZM132 239H133V237H132ZM9 240H8V241H9ZM15 240H16V239H15ZM85 240H86V239H85ZM124 240H125V239H124ZM129 240H131V239L129 238ZM6 241H7V240H6ZM12 241H13V240H12ZM66 241H67V240H66ZM86 241H87V240H86ZM86 241H85V243H86ZM121 241H122V240H121ZM63 242H64V241H63ZM87 243H88V242H87ZM123 243H124V242H123ZM60 244H61V243H60ZM127 244H128V243H127ZM120 245H121V244H120ZM79 246H81V245H79ZM83 246H84V245H83ZM83 246H82V247H83ZM86 246H88V245H86ZM126 246H127V245H126ZM131 246H133V245H131ZM59 247H60V245H59ZM70 247H71V246H70ZM82 247H81V249H82ZM122 247H123V246H122ZM133 247H135V246H133ZM19 248H20V247H19ZM86 248H87V247H86ZM119 248H120V247H119ZM126 248H127V247H126ZM61 249H62V248H61ZM123 249H124V248H123ZM139 249H140V248H139ZM64 250H65V249H64ZM66 250H67V249H66ZM66 250H65V251H66ZM93 250H94V249H93ZM127 250H128V249H127ZM133 250H134V248H133ZM135 250H136V249H135ZM145 250H146V249H145ZM137 251H139V250H137ZM140 251H141V250H140ZM140 251H139V252H140ZM142 251H143V250H142ZM129 252H130V251H129ZM131 252H132V251H131ZM145 252H146V251H145ZM63 253H64V252H63ZM65 253H66V252H65ZM133 254H134V252H133ZM140 254H141V253H140ZM130 255H131V254H130ZM142 256H143V254H142ZM145 256H146V254H145ZM130 257H131V256H130ZM135 257H137V256H135ZM139 258H140V257H139ZM142 258H143V257H142ZM146 258H147V257H146ZM229 258H230V257H229ZM234 258H235V257H234ZM128 259H129V258H128ZM143 259H144V258H143ZM125 260H126V259H125ZM130 260H131V259H129V262H130ZM135 260H136V259H135ZM126 261H127V260H126ZM136 261H137V260H136ZM141 261H143V260H141ZM145 261H146V260H145ZM228 261H229V260H228ZM233 261H234V259H233ZM127 262H128V261H127ZM231 262H232V261H231ZM123 263H125V262H123ZM131 263H132V262H131ZM142 263H143V262H142ZM224 263H225V262H224ZM232 263H233V262H232ZM237 263H238V262H237ZM243 263H245V262H243ZM241 264H242V263H241Z\"/></svg>",
	"mask_w": 264,
	"mask_h": 264
}]
</instances>
